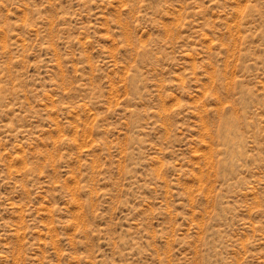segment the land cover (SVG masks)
I'll use <instances>...</instances> for the list:
<instances>
[{
    "label": "rangeland",
    "instance_id": "374dc122",
    "mask_svg": "<svg viewBox=\"0 0 264 264\" xmlns=\"http://www.w3.org/2000/svg\"><path fill=\"white\" fill-rule=\"evenodd\" d=\"M0 264H264V0H0Z\"/></svg>",
    "mask_w": 264,
    "mask_h": 264
}]
</instances>
